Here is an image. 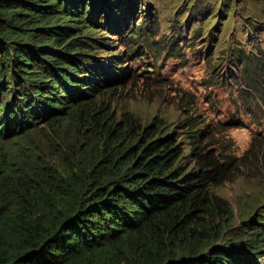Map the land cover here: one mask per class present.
<instances>
[{"label": "trees", "instance_id": "1", "mask_svg": "<svg viewBox=\"0 0 264 264\" xmlns=\"http://www.w3.org/2000/svg\"><path fill=\"white\" fill-rule=\"evenodd\" d=\"M215 2L217 23L230 13ZM140 5L0 0V264H264V214L250 188L239 206L242 237L223 241L237 215L222 188L248 153L213 151L204 121L173 127L124 102L127 66L143 60L146 43ZM228 6L234 12L236 1ZM250 26L214 62L229 57L245 75L249 63L262 74ZM205 28L196 34L214 31ZM249 82V97L264 100L257 78Z\"/></svg>", "mask_w": 264, "mask_h": 264}, {"label": "rangeland", "instance_id": "2", "mask_svg": "<svg viewBox=\"0 0 264 264\" xmlns=\"http://www.w3.org/2000/svg\"><path fill=\"white\" fill-rule=\"evenodd\" d=\"M140 1L143 6L140 5L136 26L147 28L146 43L140 47L143 60L136 63L131 60L127 66L131 74L123 84L124 102L135 107L136 115L141 118L157 113L173 127L191 118L204 121L207 128H202L207 132L213 151L239 159L248 153L250 158L242 162L236 182L222 188L237 215L234 229L225 233L223 241L240 239L239 227L243 223L242 218H238L241 214L239 206L248 201L247 188L252 191L248 195L254 194L255 202L259 203L256 214H264V193L263 203L258 200L259 189L264 190V100H252L247 87L256 77L264 90V70L262 74L254 73V67L249 63L251 69L245 75L242 69L237 70V65L229 57L219 64L214 61L220 57L219 51L226 40L234 32L236 35L244 32L247 24L251 25L254 39L260 40L256 42L258 47L264 51V11L259 13L258 8L253 7L255 0L251 3L249 0H233L236 1L234 12L228 8L229 0H219L227 5L221 9L230 14L219 18L216 23L219 7L216 0ZM212 15L215 17L207 21ZM219 23L221 25L216 30ZM130 27L116 38L120 45ZM200 27H212L214 35L211 31L210 35L198 36L195 31ZM218 44L222 46L217 49ZM213 49L214 56L209 59L207 53ZM224 74L227 81L223 84L221 76ZM47 138L45 133H40L35 139L46 147ZM251 150L254 152L249 155ZM253 217L257 219V216Z\"/></svg>", "mask_w": 264, "mask_h": 264}, {"label": "bare ground", "instance_id": "3", "mask_svg": "<svg viewBox=\"0 0 264 264\" xmlns=\"http://www.w3.org/2000/svg\"><path fill=\"white\" fill-rule=\"evenodd\" d=\"M124 65V64H123Z\"/></svg>", "mask_w": 264, "mask_h": 264}]
</instances>
